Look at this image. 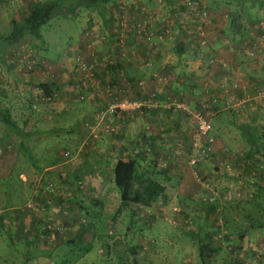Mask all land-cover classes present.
<instances>
[{"label": "rangeland", "instance_id": "1", "mask_svg": "<svg viewBox=\"0 0 264 264\" xmlns=\"http://www.w3.org/2000/svg\"><path fill=\"white\" fill-rule=\"evenodd\" d=\"M36 1L0 0V33L7 31L11 17L19 18ZM172 2L108 0L105 17L81 7L70 17L53 15L42 24L43 43L24 37L0 51V104L31 132L18 141L0 125L5 130L0 143L22 147L13 167L4 169L9 176L0 177V264H28L31 255H44L52 264H264V194L258 186H264V164L260 172L255 169L256 149L244 152V167H227V161L225 171L210 152L209 170L199 166L197 178L191 166L180 196L173 193L180 190L171 179L170 191H161L148 206L119 207L118 190L91 175L98 159L93 151L97 131L121 138L128 123L123 110L103 113L109 102L129 96L118 51L129 37L152 50L157 34L171 31ZM262 2L259 14L264 12ZM187 11L180 10L182 21ZM62 79L79 86L78 104H68V111L58 102ZM9 80L20 88L8 89L4 84ZM46 80L54 82L50 98L38 86ZM24 88L31 89L28 95L18 94ZM84 88L96 96L93 114ZM67 126L79 133V140L69 136ZM132 129L139 130L138 117ZM198 140L203 144L202 137L193 135L177 151L150 152L146 161L150 165L156 157L162 163L189 165L188 155ZM100 144L107 146L109 140ZM258 159L264 162V154ZM64 165L79 167V179L64 181ZM231 175L236 179L228 183ZM11 210L20 213L13 222L5 216Z\"/></svg>", "mask_w": 264, "mask_h": 264}, {"label": "crops", "instance_id": "2", "mask_svg": "<svg viewBox=\"0 0 264 264\" xmlns=\"http://www.w3.org/2000/svg\"><path fill=\"white\" fill-rule=\"evenodd\" d=\"M262 7L255 2H243L239 6L235 2L227 5L224 2L188 0L181 3L173 0L169 5L172 13L171 31L157 34L152 50L141 47L131 37L124 39L126 44L122 47L123 51L119 49L118 52L122 76L129 88L126 94H129L128 98H141V107L132 112L123 111V119L128 123L121 138L115 136V139L104 129L97 131L93 151L98 159L91 173L97 182L107 181L117 190L112 180L116 158L138 154L136 170L140 175H149L161 183V194L169 192L170 185L176 183V189L180 191L173 193L180 196L182 183L190 181L191 166L180 161L177 162L179 164L162 163L156 157L152 158L149 165L146 158L150 152L177 151L180 145H187L196 134L190 110H200L210 120L211 152L223 165L228 161L232 168L245 166L243 154L245 152L247 155L252 149L257 150V163L264 164L258 161L264 154V12L259 14ZM185 8L188 11L182 21L178 15ZM229 8H235V14L230 15ZM254 13L257 15L253 16ZM97 74L101 75V69H98ZM110 76L113 77V74ZM138 79L140 85H133ZM4 85L8 89L20 88L12 80ZM58 88L61 109L63 106L67 109L68 104L72 106L69 108L78 104L80 97L76 96V92L79 86L62 79ZM30 91V88H24L18 94L28 95ZM91 93L89 88L82 91L91 103L90 114H93L98 102ZM91 95L92 99L89 100ZM99 96L102 97L100 93ZM186 104L190 110L183 107ZM137 117L138 131L132 129ZM0 125L4 126L1 122ZM73 127L66 128L69 136L75 133ZM6 130L9 132V129ZM4 133L5 130L0 129V136ZM75 136L79 140V133ZM106 139L109 144L101 145L100 142ZM117 142L124 148L120 151L121 146H118L115 153L113 148ZM20 148L19 144L16 147L6 144L4 147L0 143V177L9 176L4 169L13 167ZM13 151L10 156L9 152ZM207 162L201 165L204 170H209ZM63 169L66 170L61 169L63 175L67 177L64 181L79 179L80 168L76 165H64ZM231 176L228 183L236 179ZM171 179L176 182L171 183ZM9 212L5 214L8 216L6 220L12 219L13 222L20 217L19 211ZM27 262L52 264L44 255H31Z\"/></svg>", "mask_w": 264, "mask_h": 264}, {"label": "trees", "instance_id": "3", "mask_svg": "<svg viewBox=\"0 0 264 264\" xmlns=\"http://www.w3.org/2000/svg\"><path fill=\"white\" fill-rule=\"evenodd\" d=\"M107 1L108 0H39L33 2L28 8V10L25 13H23L19 18L11 17L9 19L7 24L8 29L6 28L7 31H5V33H0V51L4 52L10 46H13L17 42L21 41L24 37H31L35 39L37 42L43 43L44 38L42 33L40 32V27L42 24L46 23L47 20L51 18L53 15L70 17L73 14H75L77 10H79L81 7H84V8H92L99 15L105 17ZM204 1H207L209 3H216V1L214 0H204ZM262 1L263 0H222L219 2H224L227 5L235 2V4L241 6V3L243 2H249V3L255 2L258 3L259 5H263ZM229 14L230 15L235 14V8L234 9L229 8ZM109 58H110V54L107 56V58H105L107 62L106 64L108 66L112 62L111 60H109ZM106 69H110V67H106ZM53 84L54 82L50 80H46L38 84V86L42 90L43 97L50 98L53 95L52 92ZM140 107L141 105H139L137 108L129 109V111H135V109H138ZM123 111H127V110H123ZM0 122L7 129H9V134H11L18 141H21V137L24 136L26 137L31 133L22 130L21 127L18 126V124L10 117L8 110L1 104H0ZM203 145H205V142L203 143ZM210 152H211V148L210 150H204L203 152H198L195 161L189 162L190 163L189 165L193 166V173L197 178L199 176L197 169H199V166L201 167V165L207 160V158H211L208 157ZM135 155L136 156L128 157V158L117 157L113 165L112 180L119 192V207L129 206L131 203H135L139 206H148L150 205V202L153 199H155L161 191H163V185L158 181H156L154 178L149 177V175L143 177L137 174L136 164L138 163L137 160L138 154ZM191 155H192V151H191ZM191 155H188L189 159ZM242 159H243L242 161L244 162V158ZM219 163L221 164L222 171H225L226 166L223 165L222 162ZM227 167H231V166H227ZM255 169L258 172H260L262 166L257 164L255 166ZM136 183L137 185L139 184L140 186L137 187ZM258 186L259 188H261V191L264 194V186L262 185H258ZM256 204L258 203H254L255 206ZM130 211L134 212V210H130ZM253 223L255 224L256 222Z\"/></svg>", "mask_w": 264, "mask_h": 264}, {"label": "built area", "instance_id": "4", "mask_svg": "<svg viewBox=\"0 0 264 264\" xmlns=\"http://www.w3.org/2000/svg\"><path fill=\"white\" fill-rule=\"evenodd\" d=\"M140 104L141 101L136 99H126V98L117 99L109 102L103 113L105 112L107 113L108 110L112 111L116 108L119 110L134 109L138 107ZM183 107L185 109L190 110L187 104L183 105ZM191 114L194 121L195 132H196L194 138L202 137L203 143L205 142V145L201 144L199 140H198V144L197 141H195L194 144H192V155L189 159V162L195 161L198 152H203L204 150H210L211 148L210 145L212 141L211 137L208 134L211 128L209 119L200 110H193Z\"/></svg>", "mask_w": 264, "mask_h": 264}]
</instances>
